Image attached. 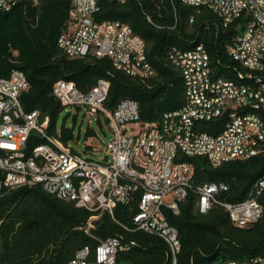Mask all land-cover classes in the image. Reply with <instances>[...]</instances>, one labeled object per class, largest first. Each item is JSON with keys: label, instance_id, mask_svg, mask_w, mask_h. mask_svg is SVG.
I'll return each instance as SVG.
<instances>
[{"label": "trees", "instance_id": "16d2710c", "mask_svg": "<svg viewBox=\"0 0 264 264\" xmlns=\"http://www.w3.org/2000/svg\"><path fill=\"white\" fill-rule=\"evenodd\" d=\"M99 6L96 21H121L144 39L154 76L149 79L129 76L109 58L90 55L70 59L59 46L69 23L70 0H41L38 5L25 1L11 12L0 10V79L8 78L14 70L26 74L30 86L21 96L25 111H39L41 122L49 118L48 134L65 145L78 142L80 134L76 135L75 127H67L65 121L61 128L58 126L65 108L53 90L60 80L76 84L81 92L87 93L101 79L110 88L106 109L114 111L122 100H136L142 123L152 125H161L166 114L182 109L186 103L183 79L169 59L171 49L192 50L203 44L211 55L215 78L254 84L256 74L227 52V46L241 32L239 26L243 20L225 27L213 11L185 5L182 0L126 3L99 0ZM228 121L226 114L199 123V130L218 136ZM93 135V130L86 131V138ZM45 143L46 139L33 134L29 149ZM176 161L196 167L193 187L180 205V214L165 210L182 242L177 264L249 261L264 255V191L258 197L263 216L249 228L235 226L221 205L206 214L197 211V189L206 184L228 186L218 196L221 202L247 200L256 184L264 179V153L248 160L227 162L219 168H213L202 156L180 153ZM137 202L136 199L129 205L118 204L114 217L105 213L93 229H86L96 213L78 207L73 201L57 198L40 185L12 190L0 199V264H70L85 248L95 253L108 237L120 238L125 247L118 255V264H173L171 248L164 239L134 229Z\"/></svg>", "mask_w": 264, "mask_h": 264}, {"label": "built area", "instance_id": "2783aa9c", "mask_svg": "<svg viewBox=\"0 0 264 264\" xmlns=\"http://www.w3.org/2000/svg\"><path fill=\"white\" fill-rule=\"evenodd\" d=\"M118 1L126 3L129 0ZM40 2L34 0L31 4ZM70 2L69 23L59 39L60 47L70 53V59H78L79 53L84 51L106 52L124 69L149 79L153 71L146 68L142 42L133 32H128L126 24L96 21L99 0ZM187 2L197 9L215 7L222 10L229 26L239 20L247 22V11H256L252 38L241 39L238 34V39L227 46V52L234 60L264 65V47L254 51V42L264 39V0ZM23 3L24 0H0V10L11 12ZM173 53L189 68L190 99L185 112L164 116L161 125L143 124L138 104L123 101L114 111L106 109L110 88L101 79L87 93L81 92L76 84L62 80L54 85L53 94L64 108L85 109L92 117L102 114L108 120L113 137L104 158L98 160L49 135L50 120L46 118L41 122L39 111H25L21 96H18L20 83H26L22 71L14 70L8 78L0 79V148L7 151V160H0V199L12 190L40 185L47 193L62 200L71 199L78 207L96 213L89 219L86 229H93L105 213L114 217L113 202L129 205L137 199L134 229L155 234L170 248H176L172 258L173 264H177L182 242L165 210L180 214V205L193 187L196 174L195 165L176 161L179 154L206 157L213 168L262 155L264 91L227 88L225 83L207 79L206 62H200V53L206 50ZM197 63H204V71H197ZM29 86L27 84V90ZM226 114L229 121L220 135L199 130V123L211 122ZM33 134L49 135V143L56 149V159H49L47 150L40 148L30 162L13 165V155L25 149ZM33 173L41 174V182L33 181ZM227 190L228 186L223 183L198 187L197 211L206 214L214 206L221 205L239 228H249L262 218L263 206L258 197L264 191V179L241 203L221 202L218 196ZM124 248L120 238L108 237L102 240L95 253L85 248L70 264H86V261L118 264V255Z\"/></svg>", "mask_w": 264, "mask_h": 264}, {"label": "bare ground", "instance_id": "6f19581e", "mask_svg": "<svg viewBox=\"0 0 264 264\" xmlns=\"http://www.w3.org/2000/svg\"><path fill=\"white\" fill-rule=\"evenodd\" d=\"M25 1L34 3V0H24V2ZM182 2L185 5H188L187 0H182ZM205 9L213 11L222 20L223 25L225 27L229 26L228 17L226 16V14L224 12H222V10L216 9L215 7H207ZM255 20H256V11H247V22H243L242 23L243 25L240 26V28H242V29H240L241 32L239 33V37H241V39L252 38L253 22H255ZM112 22L116 25L126 24V23H123L121 21H112ZM192 22H193V19H191V23ZM126 26L128 28V32H133L135 34V38L142 42L143 60L145 62L146 68L151 69V71H153V72H150V77L154 76L155 70L148 61L147 46H146L144 39L140 35L136 34L130 25L126 24ZM237 39H238V35H237L235 40H237ZM59 46H60V41H59ZM263 47H264V39H258L254 42V51H261V50H263ZM200 48L202 50H206V53H200V62H206L207 79H215L218 82L225 83L227 88H238V89H251L252 88V89H254V91H264V65L260 66L258 64L244 63V62H241V60H236L237 62H239V64H241L243 67L248 69L251 73L256 74L255 80L253 79L254 84L253 85H247V84H244V83L239 82V81L228 80L225 78H215L213 75V69H212V65H211V55L209 54L208 50L206 49V47L203 44L196 46L192 50H183L180 48H174L173 51H175V53H180V54H191V53L199 51ZM62 50L70 57V53L68 51H66V49H62ZM173 51H170V53L168 55H169V59L173 65V67L177 70V72L180 74V76L183 79V82L185 85V101H186V103L182 109L175 111V112H172V113H168L165 116H172V115L181 114V113L185 112L186 109L188 108V101L190 99L189 68H188V66H186L183 63L182 59L175 56ZM90 55L93 57H96L98 59L109 58L118 70L125 72L129 76L145 78V75H140V73H134V72H130L127 69H124V67H121V63H119L117 61H113V57H111V55L109 53H106V52L84 51V52L79 53L78 59L87 58ZM197 71H204V63H197ZM251 73H250V75H251ZM22 76H23V80L26 83H20V88H18V96H22V94L27 90V84H29L28 78L24 72H22ZM253 77H254V75H253ZM106 86L109 88L107 83H106ZM123 101L126 103L138 104V106H140L139 102L136 100H133V99L122 100L119 104H122ZM40 137L46 139L45 144L37 146L33 150L29 149V144H28L24 150H21L20 152L13 155L12 164L13 165H22L26 162H30L31 158H33L35 156V154L40 152V148H45V150H47V156L49 159H56V149H55V147H53V143H49V135H42ZM0 160H7V151L2 150L1 148H0ZM33 181L34 182H41V174L40 173H33ZM44 190L47 192V189H44ZM63 200L73 201L71 199H63ZM118 204H120V202H113V210H115V208ZM260 219L261 218L256 220V222H258ZM171 251H172L173 255H176V248H171ZM254 262L264 263V255L253 258L249 261H237V260L216 261V262H212L210 264H238V263H254ZM86 264H93V261H86Z\"/></svg>", "mask_w": 264, "mask_h": 264}, {"label": "rangeland", "instance_id": "374dc122", "mask_svg": "<svg viewBox=\"0 0 264 264\" xmlns=\"http://www.w3.org/2000/svg\"><path fill=\"white\" fill-rule=\"evenodd\" d=\"M75 116L76 123L74 122ZM64 121L67 127H75L76 135L80 134L79 141L72 143L75 150L96 160L104 158L113 134L102 114H96L92 117L85 109L69 107L65 108L60 116L59 128H61ZM88 129L93 130L94 135L86 138ZM86 146H91V149L87 150Z\"/></svg>", "mask_w": 264, "mask_h": 264}, {"label": "water", "instance_id": "95a60500", "mask_svg": "<svg viewBox=\"0 0 264 264\" xmlns=\"http://www.w3.org/2000/svg\"><path fill=\"white\" fill-rule=\"evenodd\" d=\"M106 123L108 124V120H106Z\"/></svg>", "mask_w": 264, "mask_h": 264}]
</instances>
